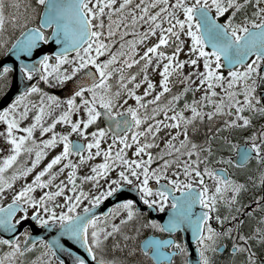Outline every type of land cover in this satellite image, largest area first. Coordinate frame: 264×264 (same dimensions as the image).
Returning <instances> with one entry per match:
<instances>
[{
    "label": "snow or ice",
    "instance_id": "snow-or-ice-1",
    "mask_svg": "<svg viewBox=\"0 0 264 264\" xmlns=\"http://www.w3.org/2000/svg\"><path fill=\"white\" fill-rule=\"evenodd\" d=\"M25 7L32 11L21 15L19 0H0V49L6 56L16 55L22 81L31 82L38 75L45 84L65 87L71 83V89L61 98L44 92L37 83H25L0 108V122L5 126L0 137L6 144L5 154L0 156V197L6 190L13 192L9 203L0 207V229L16 233L0 238V245L7 246L0 264H18L19 258L37 247V240L41 251L30 264H123L108 253L127 247L115 236L119 234L125 242L134 238L122 229L140 215L133 199H119L125 190L138 193L139 201L149 209L163 211L170 202L168 223H149L169 231L191 229L197 264H212L209 253L220 251L219 241L224 237L232 239L233 255L242 254L238 264H264V227L245 235L240 230L243 221L232 213L234 205L240 212L237 201L247 183L226 175V169L208 165L210 157L226 165L243 166L252 159L264 165V121L259 127L252 123L254 117L264 116V0H34ZM6 8H15L17 13L6 14ZM8 28L20 29L10 41L3 38ZM149 37H155L154 42L138 47ZM51 40L60 46L51 54L54 62L49 54L37 56L34 52L39 42ZM23 54L26 59L20 58ZM102 56L105 58L100 59ZM0 65L3 91L16 62L0 60ZM133 66L137 70L129 71ZM149 68L157 73L158 83L150 78ZM177 82L182 88L161 102ZM141 85L144 88L138 93ZM189 91L193 98L180 104ZM32 94H39L38 103L30 100ZM128 98L135 104L125 107ZM30 111L34 112L30 122L22 125ZM160 114L162 118H158ZM219 116L225 118L213 136L198 142L194 136L200 122ZM101 117L105 126L89 131ZM58 123L66 125L65 130L55 131ZM249 126L253 130L243 142H234L229 134L215 135ZM162 128L167 130V139L153 153L150 149L158 146ZM36 130L41 139L34 135ZM45 133L49 135L45 137ZM73 134L78 138L75 141L70 139ZM213 138L222 141L215 152ZM104 142L107 145L102 148ZM132 145L129 157L127 150ZM58 146L34 172L48 150ZM225 149L229 156L222 154ZM98 156L102 157L99 162L78 175L79 166ZM66 169L65 179H59ZM206 177L213 181L211 187ZM20 178L25 179L16 190L13 185ZM85 182L94 193L84 190ZM255 182L264 185V169ZM37 189L39 193L34 194ZM107 197L118 199L107 212L96 214L93 210ZM84 200L88 203L82 204ZM256 201L262 207L264 195ZM221 206L226 209L223 214ZM116 217L119 222H114ZM29 218L55 234L33 239L30 226L22 225ZM213 218L221 225L219 230L209 223ZM259 222L264 225V215ZM21 226L23 231H18ZM140 251L151 256L153 264H173L171 257L176 253L186 256L188 249L181 240L169 238L146 240ZM184 264L192 262L186 259Z\"/></svg>",
    "mask_w": 264,
    "mask_h": 264
},
{
    "label": "flooded vegetation",
    "instance_id": "flooded-vegetation-1",
    "mask_svg": "<svg viewBox=\"0 0 264 264\" xmlns=\"http://www.w3.org/2000/svg\"><path fill=\"white\" fill-rule=\"evenodd\" d=\"M6 3L9 2V0H5ZM34 3V0H19V4H20V8H19V14L21 15H28L29 11L32 10H26V5H28L29 3ZM11 11L13 14L17 13V9L15 8H11L5 9L6 14ZM33 16H35V12H32ZM222 20V18H221ZM33 22H37L35 19L33 20ZM20 29H15L12 30L11 28L7 29L6 34H3V38L5 40H11L15 38V35L19 34ZM46 34L51 35V31L49 29H45ZM8 47H11V44H8ZM47 54L50 55V62L53 61L54 62V57L51 56V53L48 52ZM75 55V54H73ZM5 56V53L2 49H0V60ZM133 70H137L136 66H133ZM13 74L10 76L9 78V85L11 83V79H12ZM35 79V77H34ZM38 84V86L40 88L43 89L44 91V82L43 81H38L36 82ZM9 87V86H8ZM7 87V88H8ZM7 89L4 90L3 94L6 92ZM1 94V96L3 95ZM34 94H32L30 96V100L33 103H38L39 102V94H35L36 98H33ZM167 99V97H165V100ZM161 102H163V99L161 100ZM150 110V109H149ZM34 114V112L30 111L29 113V117L26 118L24 121H22V125H27L30 122L31 116ZM260 120L264 121V116L258 118ZM102 122V126H105L102 119L99 118V123ZM5 126L3 125L2 122H0V130H2ZM67 126L63 125V124H57L56 128L60 129L61 131L65 130ZM47 133H45V137ZM34 135L36 136L37 139H41L42 137L39 136V130H36ZM70 139L72 140H77V136L76 134H73ZM6 148V144L3 141L2 137H0V156H3L5 154L4 149ZM150 151H152L154 153V148L150 149ZM225 152L228 153V151L225 149ZM235 155V153L233 155H231L232 157ZM21 160L23 159V156L20 158ZM255 159L250 160L247 164L243 165V166H238V165H226L223 164L222 169H226L229 176H231L233 179L235 180H239L240 182H246L247 183V188L251 187V186H258L260 187V194L264 195V185L261 184H257L255 182V179H258L259 176V171L261 170V168H257L255 170H250L247 171L248 168H250L254 163H255ZM244 171V172H241ZM249 177H253L255 179H249ZM24 181V178H22V182ZM163 181V180H162ZM165 182V181H164ZM150 184H156L155 181H150ZM8 190H6L7 192ZM242 200L237 201L238 203H241L240 207V212L236 211V207L237 206H233L232 208V213L236 216V219L243 221L240 230L245 234V235H251L252 231L257 228V227H264V225L260 224V222H256L253 223L252 222V215H251V206H248V204H246V199L243 196L238 197V200ZM10 200H4L2 203L7 204L9 203ZM3 205H0V207H2ZM134 206H137L140 209V215H138L136 218H134L131 222L127 223L124 227H123V231L125 233H127L130 237H134L132 239H129L127 242L123 241V239L121 238V236L119 234H117L115 236V239L117 241L120 242V244H125L127 243V247L123 248V250H121L120 248H117L115 250H110V252L108 253L109 258H112V256H115L118 260L122 261L123 264H153V259L151 256H145L141 251L140 248L142 246V242L146 241V240H159V241H165L168 240L169 238L172 239H178L181 240L187 247L188 252L186 256H181L179 253H176L175 255H173L171 257L173 264H184V261L187 259L189 260L190 258V252H189V246L187 244V236L185 235L183 230H174V231H169L167 229H161L158 227H153V225L151 223H149V221H155L157 224L159 225H166L168 222L163 221L161 222L160 220L157 219H152V212L150 210L147 209L148 206L144 205L141 201L139 202H135ZM156 209V208H155ZM170 209V202L169 204L165 205V208L163 211H159L158 209H156L157 213L161 214L166 212L167 210ZM226 211V209L221 206L220 207V214H223ZM17 215H20V213H18ZM121 215H123V213H121ZM264 215V214H263ZM215 216V213H213V217ZM119 217H118V221L119 222ZM209 223L212 224V226L216 229H220L221 225L213 218L209 221ZM227 223H234V221H229ZM227 223L225 224V227L227 226ZM236 235V230L235 228L233 229V236ZM20 238L23 239V237L21 236ZM112 239L113 238H109V246L112 243ZM24 242V241H23ZM22 242V243H23ZM232 239L228 238V237H224L221 238L219 241V245H220V251H217L215 253H209V256L212 260V264H238V262L241 260H238L237 257H241L242 258V254L237 252L235 255H233L231 253V246H232ZM250 243H252L253 245H256V241L252 240L250 241ZM39 243H37L38 245ZM195 248H196V242H195ZM162 251L167 252L168 249L167 248H162ZM198 254V253H197Z\"/></svg>",
    "mask_w": 264,
    "mask_h": 264
},
{
    "label": "water",
    "instance_id": "water-1",
    "mask_svg": "<svg viewBox=\"0 0 264 264\" xmlns=\"http://www.w3.org/2000/svg\"><path fill=\"white\" fill-rule=\"evenodd\" d=\"M58 47H60V46L56 44L55 40H51L47 43L39 42L37 44V49H34V52H36L37 56L44 54V53H48V52H50L52 54L53 52H55L58 49ZM73 54H74V52L69 53V55H73ZM20 58L26 59L27 54H23ZM32 59H36V56H33ZM1 60H3L6 63H12L13 61H15L16 62V68H15V71L13 73L12 82H11L10 87L5 92V94L0 98V108L6 106L7 103L11 102V99H13L15 97V95L18 94V91L23 90L25 83H36L37 81H41L39 79L38 75L35 76V79H33L31 82H28L26 80H24V81L21 80L20 72H19V60L17 59L15 54H10L7 56L5 55ZM51 62H53V61H51ZM0 67H2V65H0ZM70 89H71V83H68L65 87L53 88L51 90V92L53 95H57V96H60L61 98H64L67 96ZM101 119L104 122L105 118L101 117ZM233 158H235V156ZM226 175L229 176L227 171H226ZM161 183H165V182L161 181ZM152 185L155 186V184H152ZM176 194L179 195V193H176ZM124 198H130V199H133L134 202H139L138 193H133L131 190H125V191H122L120 193L119 199H124ZM117 199L118 198H116V197H107V198H105L104 201H101V203L99 205H97L93 211L98 215L103 214V213L107 212L110 207L115 205V203L117 202ZM147 209L152 212V217H151L152 219H157V220H160L161 222H163V221L168 222L170 209L164 213H161V214L157 213L155 208L149 209L147 207ZM196 210L197 211L199 210V205L196 206ZM24 223H27L30 226V228H31L30 235L33 239H35L36 237H43V238L47 239L51 235L55 234L54 230L46 229L42 226L34 225V223L31 221L30 218L27 221L22 222V225ZM18 231H23V227L21 226L18 229ZM184 233L187 236V244L189 246V252H190L189 261H191L192 264H197L198 254H197V251L195 248V239L192 236L191 229L184 231ZM15 235H16V233H8V232H4L2 229H0V237L3 239H8V238H11ZM36 243H39V240H37ZM79 251L81 252V254H83L82 249H80ZM64 258L66 259V257H64Z\"/></svg>",
    "mask_w": 264,
    "mask_h": 264
},
{
    "label": "rangeland",
    "instance_id": "rangeland-1",
    "mask_svg": "<svg viewBox=\"0 0 264 264\" xmlns=\"http://www.w3.org/2000/svg\"><path fill=\"white\" fill-rule=\"evenodd\" d=\"M134 2H137V0H134ZM226 14H227V13H226ZM226 14H225V15H226ZM222 20H223V19H222ZM238 22H239V18H238ZM142 27H144V26L141 25V28H142ZM181 38H182V39H185L184 37H181ZM154 40H155V37H149V39H148V41L146 42L145 45H143V46H138V47H146L147 44H150V43L154 42ZM184 55H185V54H184L183 52H181L180 57H181V58H184ZM104 58H105V57H103V56L100 57V59H104ZM187 71H188V68H187V66H185V73H187ZM149 76H150V78H152V79H154V80H157V83H158V75H157V73L152 72L151 68H149ZM138 78H139V77H138ZM46 85L51 86V87H59V85H56V84H46ZM143 88H144V85H141V87H140L139 89H137L136 91H137L138 93H140V92H142ZM217 91L219 92V89H217ZM189 93H190V97L188 96ZM185 94H186V95H185ZM185 94L182 96L181 100L179 101L180 104L183 103L184 99H188V100L190 101V100L193 98V94H192L191 91H189V92H187V93H185ZM168 95H169L168 93H165L164 96L162 97V99L165 100V97H167ZM195 96H196V98H199V96H200V92L197 91V92L195 93ZM149 98H150V97H149ZM134 104H135V101H134L132 98H128V100H127V102H126V104H125L124 106L126 107L127 105H134ZM150 108H151V106H149V109H150ZM185 114L187 115L188 113L186 112ZM260 117H263V116H260ZM260 117H259V118H260ZM158 118H162V114H160V116H159ZM220 118H221V117H217V119H220ZM259 120H260V119H259ZM260 121H263V120H260ZM212 124H213V123H212L211 121H209V122L207 123V125L209 126V128H210V126H211ZM95 126L104 127V126H102V122L99 123V119H98L97 122H96V125H93V126H90V127H89V131L94 130V127H95ZM200 127H201V124H200ZM54 130L57 131V132H62L60 129H57L56 127H55ZM166 131H167V130H165V129L162 128V129H161V132L158 134L159 139H158V141H157V145H158L159 147H163L164 140L167 139V135L165 134ZM171 131H175V129L173 128ZM251 131H252V129H249L248 132H247V134H248L249 132H251ZM190 134H191V129L189 130V135H190ZM247 134H246V135H247ZM48 135H49V133L46 134V136H48ZM108 137H109V141H110V139H111V133H108ZM181 138H182V137H181ZM140 139L143 140L144 138L141 137ZM149 139H151V137H150ZM106 145H107V142H104V143L101 144V147L104 148V147H106ZM59 147H60V146H58L57 149H49V150H48V154L44 157V159L41 161V164L37 166V169H35L34 172L37 171V170H39V168H41V167L43 166V164L47 162V160L50 158V156H51L52 154H54V153L59 149ZM134 147H135V145H132V147H130V148L127 150V155H128L129 157L132 156V151H133ZM157 151H159V150H157ZM233 154H234V153H232L231 155H233ZM229 155H230V154H229ZM72 159L75 161V160H78V157H73ZM101 159H102V157L98 156V157H95V160H94V161H90V162H87L86 165L79 166L78 169H77V173H78V175H83V174H85V173L88 171V168L90 167L91 163L99 162ZM157 162H158V161H157ZM153 166H154V165H153ZM210 167L213 168V169L216 168V167H213V166H210ZM259 167H260L261 169H264V165H258L257 162L255 161V163H254L250 168H248L247 171L255 170V169L259 168ZM34 172H33V173H30L29 176L27 177V179H31V176L34 174ZM241 172H244V171H241ZM113 174H114V173H113ZM169 174L172 175L171 172H170ZM66 175H67V169H66L65 172H64L63 174H61L58 178L61 179V180H63V179H65ZM24 179H25V178H24ZM206 182L209 184L210 187H211L212 184H213V181H212L211 179H208L207 177H206ZM21 183H23V182H22V178H20L19 180L16 181V183L13 185V188L16 189V190H18V188H19V186H20ZM100 183L103 184V180H101ZM261 185H262V184H261ZM257 187H258V186H257ZM83 188H84L85 191H89V192H91V193H94V191H95L94 189H92V188L90 187V183H89V182H85V183L83 184ZM247 189H248V188H247ZM39 191H40V190L37 189L36 192H35L34 194H38ZM12 194H13L12 190H8V191L6 192L5 195H3L2 197H0V205H3L2 202H3L4 200H10ZM261 195H262V194H260V193L257 192V193L255 194L254 199H253L254 201H248V206H251V208H252L251 215H252V222H253V223L259 222V218H260V216H262V215L264 214V201H260V204L262 205V207H257V201H256V197L261 196ZM243 197L246 199L245 195H244ZM251 198H252V197H249V196L247 197L248 200H249V199L252 200ZM58 199H62V198H58ZM238 201L241 202L242 200L240 199V200H238ZM83 203H88V201H87V200H84V201H82V204H83ZM246 204H247V203H246ZM237 205L240 206L241 203H238ZM234 206H235V205H234ZM59 210H60V209L58 208V209H57V212H59ZM81 210H82V207L77 209V211H81ZM29 211H31V210H29ZM117 221H118V217H116V219H115L114 222H117ZM110 238H111V237H110ZM6 247H7V246L0 245V256H2L3 251L5 250ZM40 251H41V248H40V245L38 244L37 247H36L35 249H33V250H31V251L25 253L24 256H23L22 258H19V259H18V264H30V261H32V259H33L34 257H36V256L39 254ZM237 259L240 260V259H242V258H241V257H237ZM236 264H237V263H236Z\"/></svg>",
    "mask_w": 264,
    "mask_h": 264
},
{
    "label": "trees",
    "instance_id": "trees-1",
    "mask_svg": "<svg viewBox=\"0 0 264 264\" xmlns=\"http://www.w3.org/2000/svg\"><path fill=\"white\" fill-rule=\"evenodd\" d=\"M222 19H223V17H222ZM129 71H135V70H133V68H132ZM173 79H175V77H173ZM171 87H172V91H171V93H168V94H173L174 95L177 90H179V89L182 88V85L179 82H177V83H174ZM44 92H47V93H50L51 94L50 86L44 84ZM188 96L190 97V93L188 94ZM33 98H36V96L34 95ZM219 117H221V118L220 119H217V117H216V118H214L211 121L213 124L210 126V128L207 125V123L209 122V120H207V118L204 121L200 122L201 127H200V130H199V133L196 134L194 136V138L197 139V141L199 142V141H203L206 137H212L213 134L215 133V128L216 127H219L220 124H222V122H223V120L225 118L224 116H219ZM259 117L260 116L254 117L253 118V121H252L253 125H255L256 127H259L260 124H261V122H262V121H260L258 119ZM208 129H211V131H208ZM249 129H252L253 130V128L251 126H249L247 129H237V130H235V131H233L231 133H223L222 132V133H217L215 135L218 137L220 135L229 134V135H231V138L233 139L234 142H243V138L247 134V132H248ZM190 136H193V133L192 132H191ZM218 143H222V141H218L215 138L212 139V144H213V150H214V152L216 151V145ZM153 148H154V153L157 152V150H159V146H156V147H153ZM222 154L225 155V156H229V153H227L225 151H223ZM214 159H215V157H210L209 158V160H208V165L209 166H218V165H222L223 164V163L214 162ZM203 166L204 165L201 164V168H203ZM260 190H261L260 187H257V186H254L253 185V186L249 187L246 191H242L239 194V197L245 195V197H246V203L248 204V201H254L253 199L255 197V194L257 192L260 193ZM248 196L249 197H252L251 198L252 200H250V199L248 200L247 199ZM20 240L22 242L23 239L20 238Z\"/></svg>",
    "mask_w": 264,
    "mask_h": 264
}]
</instances>
